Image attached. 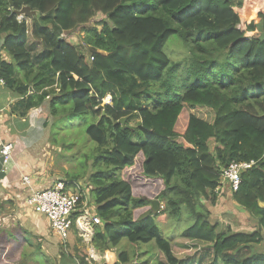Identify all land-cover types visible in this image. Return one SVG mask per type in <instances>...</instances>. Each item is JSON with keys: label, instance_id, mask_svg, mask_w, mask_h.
<instances>
[{"label": "trees", "instance_id": "trees-1", "mask_svg": "<svg viewBox=\"0 0 264 264\" xmlns=\"http://www.w3.org/2000/svg\"><path fill=\"white\" fill-rule=\"evenodd\" d=\"M263 2L0 0L9 58L0 60L4 85L25 95L26 111H46V126L51 117L66 116L69 124L95 118L85 134L97 147L94 166L104 168L90 179L97 186L93 214L101 221L93 241L98 252L110 254L123 240L131 246L154 242L155 264H264L257 247L264 244V207L258 205L264 204ZM22 7L40 16L18 21L14 12ZM72 36L76 46L68 43ZM173 36L190 50L189 63L170 66L163 48ZM165 74L176 75L179 85L162 99L156 85H164ZM107 96L111 104L104 105ZM194 110L211 111L212 122ZM232 162L255 163L230 195L236 208L257 220L250 233L210 221L207 203L217 200L220 174ZM152 201L157 213L137 221ZM183 210L192 225L164 239L153 217L176 219ZM182 241L204 245L173 248ZM84 258L85 252L81 264ZM118 258L129 260L126 251Z\"/></svg>", "mask_w": 264, "mask_h": 264}, {"label": "rangeland", "instance_id": "rangeland-1", "mask_svg": "<svg viewBox=\"0 0 264 264\" xmlns=\"http://www.w3.org/2000/svg\"><path fill=\"white\" fill-rule=\"evenodd\" d=\"M93 24L90 23L85 27L78 28L74 35H78L79 31L84 29H91ZM98 30L100 28H97ZM62 35H60L61 37ZM76 36H72L68 39V43H72L75 46L80 43ZM61 38H64L63 36ZM163 52L166 54L170 61V66L174 64H186L191 61V52L186 47L183 40L178 36H173L164 45ZM166 82L163 86L156 85L159 94L162 99L165 98L166 92L177 88L178 81L175 77L167 78L165 74ZM106 102V99L103 103ZM36 112L41 114V110L37 109ZM194 113L197 117L204 119L207 122H212L213 113L209 110H194L189 111ZM35 117V116H34ZM69 119V118H68ZM64 117L61 120H54L51 117L50 123L46 126V133L44 140L40 142L35 148L30 150V156L40 158L43 165L44 172L41 175L43 180H54L69 183L74 192L85 195L88 200L89 207L92 211L95 210L94 204V190L97 187L91 182V177L98 172L104 170L103 167H95L94 162L96 159L97 147L91 142L86 134L85 129L88 125L95 123L93 115H88L84 121L81 119H74L69 124V120ZM127 119L124 120L126 123ZM137 119L128 122L129 127H135ZM96 124V123H95ZM43 139V138H42ZM40 139V140H42ZM39 140V141H40ZM2 170V168H1ZM2 172V171H1ZM6 174V173H5ZM2 180V178L0 177ZM0 180V238L1 231L6 232V236H3V241L6 243L4 249H0V257H6L0 260V264H52L53 259L52 251L59 254V246L56 245L60 242L57 236L50 232L49 227L46 234L49 237L51 243H55L54 248L49 253L46 249L41 248V243L34 241V230L30 229L31 218L30 213L24 208L12 207L9 205L10 195H7L3 191ZM220 180V178H219ZM72 183H77L79 186H74ZM219 183V182H218ZM229 192L227 186H224ZM216 191V190H215ZM223 191H221L222 193ZM220 193V194H221ZM219 194V188L217 189V197ZM226 196L218 197L217 200L209 206L207 203L208 210L210 211L211 223H218L220 228L223 230L230 229V231L237 233H250L257 228V220L247 213L245 214L242 210L236 208L235 203ZM204 203V200H202ZM34 215V214H32ZM47 222L46 217H44ZM154 222L158 226L162 237L166 240H171L174 237L180 235L192 223L188 221L186 211L183 210L180 217L171 219L167 215H159L153 217ZM34 222V218H33ZM48 223V222H47ZM49 232V233H48ZM3 235V234H2ZM4 243V244H5ZM46 243V242H45ZM61 243V242H60ZM173 248H182L188 250H199L202 249L204 244L200 243H189V242H177ZM47 244V243H46ZM63 244V243H61ZM39 245V246H37ZM4 246V245H2ZM51 246V245H50ZM259 251L264 250V244L258 245ZM177 249V250H178ZM177 250L174 252L176 253ZM126 251L129 257L127 264H155L157 249L154 242H150L145 245L131 246L126 240L120 242V244L112 251L113 257L116 258L121 252ZM258 253V252H257ZM141 254V256H136ZM211 256H208V260ZM31 261V262H30ZM33 262V263H32ZM102 264H108L109 260L105 262L101 261ZM190 261L186 264H189ZM121 264V263H120Z\"/></svg>", "mask_w": 264, "mask_h": 264}, {"label": "crops", "instance_id": "crops-1", "mask_svg": "<svg viewBox=\"0 0 264 264\" xmlns=\"http://www.w3.org/2000/svg\"><path fill=\"white\" fill-rule=\"evenodd\" d=\"M259 9L261 12H264V2L259 6ZM2 35L0 33V60L7 62L9 58L2 48ZM4 83L0 84V147L3 144H12L14 152L12 161L7 167L8 172L6 174L0 173V177L2 178L0 180L4 193L10 195V199L8 198L9 205L19 209L22 208L20 206H23L31 190L43 188V186L49 185L54 181L51 179H41V175L44 172L41 160L36 156L34 158L30 156V150L44 140L47 129L44 120L47 112L43 111L40 107L26 111L24 109V103L26 101L24 99L25 95L20 97L13 89L5 86ZM31 93L32 91L29 90L27 93L28 96ZM37 109L41 110V114L36 112ZM23 176L30 177L28 185L22 184L21 179ZM222 191L218 197H221V199L224 196H226V199L229 198L230 194L225 189ZM27 212L30 213L28 216L31 218V224H33L30 226V229L34 230V241L41 243V248L46 249L49 253H51V248H53L52 250H56L54 248L55 243H51L46 234L49 224L43 219L44 216L35 214L29 210ZM49 230L52 233L50 227ZM56 245L60 247V253L57 254L52 251V264H81L84 251L74 235H70L65 244L57 242ZM107 255L109 260L108 264L121 263L119 262L118 256L116 258L113 257V252ZM125 262V264L128 263V261Z\"/></svg>", "mask_w": 264, "mask_h": 264}, {"label": "built area", "instance_id": "built-area-1", "mask_svg": "<svg viewBox=\"0 0 264 264\" xmlns=\"http://www.w3.org/2000/svg\"><path fill=\"white\" fill-rule=\"evenodd\" d=\"M18 17L17 20H21ZM65 37V36H63ZM4 83L0 78V84ZM106 99V102L103 101ZM104 105L111 104L110 96L102 100ZM14 148L12 144H3L0 147L2 173H7V167L12 161ZM254 162H232L223 169L220 174V180L214 193L219 194L224 186H227L229 194L237 192L241 183V174L253 167ZM30 177L21 179L22 184L28 185ZM76 186V185H74ZM23 207L35 214L46 217L51 231L57 236L58 240L65 244L70 235L81 244L85 252V264H97L101 261H108L107 253L98 252L94 248V235L96 228L100 225V219L93 214L89 207L85 195H80L62 181H56L44 190H31L29 196L25 199Z\"/></svg>", "mask_w": 264, "mask_h": 264}, {"label": "water", "instance_id": "water-1", "mask_svg": "<svg viewBox=\"0 0 264 264\" xmlns=\"http://www.w3.org/2000/svg\"><path fill=\"white\" fill-rule=\"evenodd\" d=\"M16 17H23V16H28V18L32 19V18H38L40 15L38 12H35V11H31L28 7H22L21 10L17 11V12H14ZM124 120L125 119H121L119 122L121 124L124 123ZM259 207H264V204L263 203H258ZM157 209H158V206H157V202L156 201H152L151 202V208L149 211H146L144 214H142L138 219L137 221H141L143 219H146L151 213H157Z\"/></svg>", "mask_w": 264, "mask_h": 264}, {"label": "clouds", "instance_id": "clouds-1", "mask_svg": "<svg viewBox=\"0 0 264 264\" xmlns=\"http://www.w3.org/2000/svg\"><path fill=\"white\" fill-rule=\"evenodd\" d=\"M111 98V97H110ZM66 184H68V183H66ZM73 185H76V186H79V184H77V183H72ZM70 187H71V185L70 184H68Z\"/></svg>", "mask_w": 264, "mask_h": 264}, {"label": "bare ground", "instance_id": "bare-ground-1", "mask_svg": "<svg viewBox=\"0 0 264 264\" xmlns=\"http://www.w3.org/2000/svg\"><path fill=\"white\" fill-rule=\"evenodd\" d=\"M168 21V20H167Z\"/></svg>", "mask_w": 264, "mask_h": 264}]
</instances>
